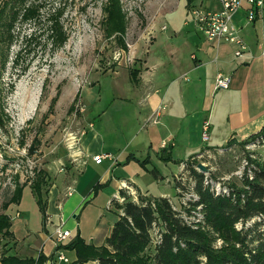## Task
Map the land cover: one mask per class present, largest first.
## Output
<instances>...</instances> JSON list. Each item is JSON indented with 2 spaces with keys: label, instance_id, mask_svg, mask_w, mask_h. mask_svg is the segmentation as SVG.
I'll use <instances>...</instances> for the list:
<instances>
[{
  "label": "crops",
  "instance_id": "obj_1",
  "mask_svg": "<svg viewBox=\"0 0 264 264\" xmlns=\"http://www.w3.org/2000/svg\"><path fill=\"white\" fill-rule=\"evenodd\" d=\"M195 4L204 10L221 8L218 0ZM248 6L233 17L247 46L243 57L235 56L230 43L208 40L183 8L153 21L151 41L135 45L133 63L82 89L87 162L74 166L66 160V170L45 196L44 211L32 191L23 189L20 202L7 209L13 233L10 254L22 259L42 254L45 264H67L56 255L61 245L56 246L52 235L55 226L64 223L71 231L63 244L79 234L89 244L105 245L117 220L110 204L121 203V192L130 195L129 189L151 196L150 185L165 188L159 186L165 170L202 151L205 121L210 123L205 146L213 149L222 148L218 142H240L264 128V10L247 22ZM219 72L231 76L228 89L215 88ZM160 151L173 161L160 160ZM94 155L112 157L96 163ZM26 190L32 193L30 200ZM61 249L71 264L77 261L74 250Z\"/></svg>",
  "mask_w": 264,
  "mask_h": 264
},
{
  "label": "rangeland",
  "instance_id": "obj_2",
  "mask_svg": "<svg viewBox=\"0 0 264 264\" xmlns=\"http://www.w3.org/2000/svg\"><path fill=\"white\" fill-rule=\"evenodd\" d=\"M3 1L0 0V6ZM43 2L44 16L58 7H64L62 22L69 33L64 46L53 48L47 45L46 34L40 29L34 42H26L34 27L30 22L22 21L16 23L13 41L7 47L0 43V214H7L5 204L22 187L31 191L32 187L40 188L45 201V196L66 170L68 162L71 161L73 165L78 163L70 158L67 141L70 133H76L81 138L82 146L86 133L83 121L86 106L82 89L93 85L104 74L120 71L133 63L135 45L150 43V29L157 17L176 10L180 13L184 8L187 16L192 18L195 9H204L189 0H120L125 13V27L120 33L105 29V0ZM45 21V17H41L40 26ZM261 137L264 138V128L243 140L237 139L240 142H229L227 145L226 142H218L217 145L223 149H214L219 150L206 147L209 139L203 140L202 151L192 160L195 164L206 165L210 170L207 174H213L212 177L218 181L241 186L242 180L237 171L241 170L243 157L253 154V159L264 162V142L251 145ZM166 153L160 151L159 159L168 162L165 160L168 158ZM84 156H87L85 151ZM173 163L174 166L163 173L164 183L159 185L165 188L159 190L154 185L149 188L155 197L164 193L163 196L176 209H182L179 194L187 191L190 184L179 173L184 167L183 163ZM172 169L175 171L170 172ZM144 181L148 183L142 179L145 184ZM181 183H185V189ZM68 189L71 194L73 188ZM129 190L131 199L138 202L140 194ZM25 196L26 200H30L32 193L26 190ZM187 200L185 197L184 201ZM108 210H115L116 217L121 213L113 203ZM106 213L113 216L112 212L106 210ZM12 242L10 235L0 234V258L9 250ZM66 263L72 262L69 260Z\"/></svg>",
  "mask_w": 264,
  "mask_h": 264
},
{
  "label": "trees",
  "instance_id": "obj_3",
  "mask_svg": "<svg viewBox=\"0 0 264 264\" xmlns=\"http://www.w3.org/2000/svg\"><path fill=\"white\" fill-rule=\"evenodd\" d=\"M43 7V0H4L0 6V43L7 47L13 41L16 23L22 21L34 27L26 42H34L40 29L46 34L47 45L64 46L69 38L62 22L64 7L50 11L47 16L42 14ZM103 11L106 31L123 32L125 13L120 0H105ZM41 17L46 20L43 26L39 24ZM135 72L132 70V76ZM167 155L165 160L171 161V154ZM244 157L252 168L240 177L241 186L228 182L225 184L228 191L218 193L208 181L217 179L213 174L201 172L199 163L195 164L192 157L183 162L180 172L181 178L186 177L190 184L187 191L179 194L182 209H176L167 197L140 195L137 202L121 192L123 201L115 203L121 213L105 245L89 244L78 234L59 248L76 252L74 264L90 261L97 264H264V162L253 159V154ZM152 173L157 176L156 171ZM181 185L185 189V183ZM23 189L16 190L5 204L6 209L20 202ZM31 189L44 211L42 190ZM11 227V217L0 214V234L13 237ZM46 261L47 257L42 254L37 259H22L9 250L0 258L1 264H45Z\"/></svg>",
  "mask_w": 264,
  "mask_h": 264
},
{
  "label": "built area",
  "instance_id": "obj_4",
  "mask_svg": "<svg viewBox=\"0 0 264 264\" xmlns=\"http://www.w3.org/2000/svg\"><path fill=\"white\" fill-rule=\"evenodd\" d=\"M221 5L220 10H204L195 9L193 11L192 19L196 22L199 31L211 41L227 42L235 46L234 54L236 57H243L247 46L242 40L239 29L233 23L234 14L243 8L244 4L247 3L249 6L246 10L247 22H252L258 14L263 13L264 10V0H218ZM231 76L219 72L215 78V88L216 89H228L231 85ZM209 121H205L203 124V140L209 139ZM80 136L76 133H70L69 139L67 141V148L69 149V156L74 162L86 163L87 157H83V148L80 144ZM264 138L261 137L257 141L252 142V146H256L260 142H264ZM248 146L247 148H249ZM246 148V147H245ZM110 155H94L92 159L96 163H101L105 158H111ZM242 160H247V167H241V170L237 171V175L242 177L245 172L251 171L252 165L249 163L248 159L244 157ZM209 176V174H208ZM219 183L226 184L225 181H218ZM18 215V214H17ZM54 241L56 246L59 247L71 235V231L65 227L64 223L55 226L53 233ZM58 260L63 262H69L64 254V250L59 248L56 251Z\"/></svg>",
  "mask_w": 264,
  "mask_h": 264
},
{
  "label": "bare ground",
  "instance_id": "obj_5",
  "mask_svg": "<svg viewBox=\"0 0 264 264\" xmlns=\"http://www.w3.org/2000/svg\"><path fill=\"white\" fill-rule=\"evenodd\" d=\"M242 161H243L242 162V167H247V160H242ZM208 181L213 184L214 190H217L218 193L221 192V191H223V192H227L228 191L227 186L223 185V183H219L218 180L217 181H213V180L209 179Z\"/></svg>",
  "mask_w": 264,
  "mask_h": 264
},
{
  "label": "water",
  "instance_id": "obj_6",
  "mask_svg": "<svg viewBox=\"0 0 264 264\" xmlns=\"http://www.w3.org/2000/svg\"><path fill=\"white\" fill-rule=\"evenodd\" d=\"M198 168L200 169L201 172L203 173H209V169L206 167V165L202 164V163H199L198 164Z\"/></svg>",
  "mask_w": 264,
  "mask_h": 264
}]
</instances>
